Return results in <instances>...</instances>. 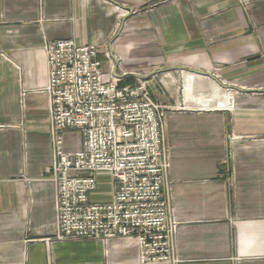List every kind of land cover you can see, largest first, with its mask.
<instances>
[{
    "label": "crops",
    "instance_id": "obj_1",
    "mask_svg": "<svg viewBox=\"0 0 264 264\" xmlns=\"http://www.w3.org/2000/svg\"><path fill=\"white\" fill-rule=\"evenodd\" d=\"M243 1L0 0V264H141L132 238L55 239L44 43L69 38L113 52L122 81L161 77L176 264H264V0ZM179 67L211 73L233 109L197 106L185 85L179 100Z\"/></svg>",
    "mask_w": 264,
    "mask_h": 264
},
{
    "label": "built area",
    "instance_id": "obj_2",
    "mask_svg": "<svg viewBox=\"0 0 264 264\" xmlns=\"http://www.w3.org/2000/svg\"><path fill=\"white\" fill-rule=\"evenodd\" d=\"M44 50L53 153L44 173L54 185L55 239L132 238L141 264H176L178 222L164 130L172 108L152 98L146 80L120 84L126 72L114 75L106 48L69 38L47 41ZM100 53L111 56L107 70ZM226 97L223 108L233 109L234 93ZM72 130L80 133L81 144L70 152L63 138ZM100 173L110 176L113 190L104 202L91 198Z\"/></svg>",
    "mask_w": 264,
    "mask_h": 264
},
{
    "label": "rangeland",
    "instance_id": "obj_3",
    "mask_svg": "<svg viewBox=\"0 0 264 264\" xmlns=\"http://www.w3.org/2000/svg\"><path fill=\"white\" fill-rule=\"evenodd\" d=\"M106 50H108V48H106ZM109 51V50H108ZM101 54V58L103 59V67L107 70L110 67L111 64V56L110 58H107L104 53H100ZM112 56L115 57V55L112 52ZM116 58V57H115ZM99 59V58H98ZM112 62L114 64L115 59L111 58ZM118 67V66H117ZM172 74L170 76H172V80L174 79L176 82V86L179 85L181 88L179 90V100H182L185 98V93H184V85H185V89L186 91H192V98H198V97H205V98H209L210 96L213 98V106L211 107H218V106H227L228 104V98L226 97V95H221L222 92L220 90V86L218 84H215L212 81H209L208 79H205L204 77H201L199 80H197V78H195V76L193 74H191L190 72H188L187 74L182 75L181 71L175 70L173 72H171ZM174 77V78H173ZM161 77H154L151 82H149V86L150 88L153 90V88L158 89V85H159V79ZM226 94V93H225ZM195 95V96H193ZM221 103H225L224 105H220Z\"/></svg>",
    "mask_w": 264,
    "mask_h": 264
},
{
    "label": "bare ground",
    "instance_id": "obj_4",
    "mask_svg": "<svg viewBox=\"0 0 264 264\" xmlns=\"http://www.w3.org/2000/svg\"><path fill=\"white\" fill-rule=\"evenodd\" d=\"M188 72H190L191 74H193L195 76V78H197V80H199L201 77H204L205 79H208L209 81H212L214 82L215 84H218L220 87L221 85L216 82L214 79H212L211 77L207 76V75H204V74H200V73H197V72H193V71H189V70H185L182 72V75L185 76V74H187ZM195 104L197 106H201V107H211L213 106V98L210 96L209 98H205V97H198V98H195L194 100ZM225 103H221L220 105H224Z\"/></svg>",
    "mask_w": 264,
    "mask_h": 264
},
{
    "label": "water",
    "instance_id": "obj_5",
    "mask_svg": "<svg viewBox=\"0 0 264 264\" xmlns=\"http://www.w3.org/2000/svg\"><path fill=\"white\" fill-rule=\"evenodd\" d=\"M126 11H131L132 9L131 8H127V9H125ZM125 17H126V15H125ZM114 58V57H113ZM115 60H116V58H114ZM181 70H189V71H193V72H197V73H200V74H204V75H207V76H209V77H211L212 79H214L216 82H218L219 84H220V82H219V80L218 79H216L211 73H209V72H207V71H204V70H196V69H192V68H189V67H179ZM113 73H114V75L116 76V77H120L121 75H119L118 73H116L115 72V66H114V70H113ZM143 80V79H142Z\"/></svg>",
    "mask_w": 264,
    "mask_h": 264
},
{
    "label": "trees",
    "instance_id": "obj_6",
    "mask_svg": "<svg viewBox=\"0 0 264 264\" xmlns=\"http://www.w3.org/2000/svg\"><path fill=\"white\" fill-rule=\"evenodd\" d=\"M132 81V77L129 76V78H126L124 81H122L120 84H128Z\"/></svg>",
    "mask_w": 264,
    "mask_h": 264
}]
</instances>
